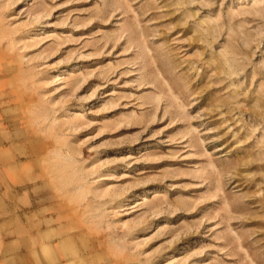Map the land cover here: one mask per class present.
Returning <instances> with one entry per match:
<instances>
[{
    "label": "rangeland",
    "instance_id": "1",
    "mask_svg": "<svg viewBox=\"0 0 264 264\" xmlns=\"http://www.w3.org/2000/svg\"><path fill=\"white\" fill-rule=\"evenodd\" d=\"M0 264H264V0H0Z\"/></svg>",
    "mask_w": 264,
    "mask_h": 264
}]
</instances>
